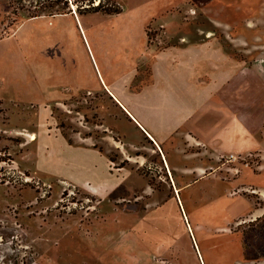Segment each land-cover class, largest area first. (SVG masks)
Segmentation results:
<instances>
[{
  "label": "rangeland",
  "instance_id": "obj_1",
  "mask_svg": "<svg viewBox=\"0 0 264 264\" xmlns=\"http://www.w3.org/2000/svg\"><path fill=\"white\" fill-rule=\"evenodd\" d=\"M10 1L0 0V264H231L233 232L244 258L264 259V218L230 221L247 208L236 196L246 193L229 195L233 184L215 179L184 183L175 175L173 183L154 145L104 91V83L133 90L146 79L152 50L131 23L143 11L136 0H117L127 11L112 14L84 9L99 2L118 8L115 0H62L78 18L53 23L63 32L52 40L61 42L64 61L48 59L43 67L62 71V87L50 90L72 100L47 105L31 103L39 99L38 65L25 63L12 30L25 9L56 10L62 1ZM143 1L153 9L160 3ZM184 1L192 5L188 14L183 4L147 25L149 48L213 34L232 57L264 73V0H203L204 7L170 0ZM161 20L166 27L156 25ZM242 157L254 166V155Z\"/></svg>",
  "mask_w": 264,
  "mask_h": 264
},
{
  "label": "crops",
  "instance_id": "obj_2",
  "mask_svg": "<svg viewBox=\"0 0 264 264\" xmlns=\"http://www.w3.org/2000/svg\"><path fill=\"white\" fill-rule=\"evenodd\" d=\"M194 1V6L204 7L203 0ZM115 2L120 12L122 9L127 11V6L121 8L117 0ZM136 2L133 5L135 10L140 7L143 11L140 17L135 13L131 23L140 25L145 46L152 50L143 69L146 79L138 82L133 90L124 83L122 87L104 83L105 93L154 145L173 183L177 181L175 175L188 179L184 183L203 179L230 182L233 186L227 191L229 195L232 189H237L246 194L236 196L247 201V208L231 216L230 221L237 220L235 224H238L264 218V202L256 204L252 201L253 195L264 198V73L254 65L232 57L213 34L199 32L192 40L185 35L177 44L149 48L147 25L154 24L164 13L182 11L183 4L188 14L192 5L186 1L176 4L160 0L153 9L143 7V0L140 5L138 0ZM60 18H78V14L73 9L68 13L41 14L23 19L12 30L23 41L21 55L25 63L38 65L39 99L31 103L66 104L72 100L58 97L56 90H50L53 85V89L62 87L58 86L62 85L58 82L62 71L43 67L48 59L64 61L61 59V42L52 40L55 35L63 33L60 27L53 25ZM40 21L49 27L36 26ZM156 25L166 27L163 20ZM31 37L36 41L34 47L28 43ZM138 67L134 71L136 77L140 74ZM170 151L179 154L178 159H183L184 164L180 165L175 158L171 161ZM229 154L254 155V166L219 160ZM234 169L239 172L235 173ZM224 172L236 177L228 180ZM229 228L220 229L227 231ZM233 233L235 239L232 242L236 249L231 264H264L261 258H244L240 235ZM207 263L211 261H203V264Z\"/></svg>",
  "mask_w": 264,
  "mask_h": 264
},
{
  "label": "trees",
  "instance_id": "obj_3",
  "mask_svg": "<svg viewBox=\"0 0 264 264\" xmlns=\"http://www.w3.org/2000/svg\"><path fill=\"white\" fill-rule=\"evenodd\" d=\"M62 1V0H61ZM11 1L9 0L8 4L10 6ZM54 5H48L47 8H50L51 10H54L52 8H54ZM58 8H56V10H54L53 12H51V10L43 7H38V10L34 9L33 11H30V9H25L28 11V14L26 15V18L29 17H34V16H38L41 14H55V13H68L71 12V8L68 5L67 1H62V5H57ZM46 9L48 11H46ZM120 11V8H113V7H104L101 2H99L97 5L95 6H88L86 7V9H84V12H103V13H107V14H112V13H118ZM81 12V11H79ZM262 257H264V255H262ZM250 258H256V257H250Z\"/></svg>",
  "mask_w": 264,
  "mask_h": 264
},
{
  "label": "built area",
  "instance_id": "obj_4",
  "mask_svg": "<svg viewBox=\"0 0 264 264\" xmlns=\"http://www.w3.org/2000/svg\"><path fill=\"white\" fill-rule=\"evenodd\" d=\"M248 156H251L250 154ZM225 161V162H238V163H241L243 166H246L248 167L251 163L250 161L248 160V158H245V157H242V156H239V155H233V154H229L227 156H224L222 157ZM235 173H238L239 170L237 169H234Z\"/></svg>",
  "mask_w": 264,
  "mask_h": 264
},
{
  "label": "bare ground",
  "instance_id": "obj_5",
  "mask_svg": "<svg viewBox=\"0 0 264 264\" xmlns=\"http://www.w3.org/2000/svg\"><path fill=\"white\" fill-rule=\"evenodd\" d=\"M34 136H30V139H33Z\"/></svg>",
  "mask_w": 264,
  "mask_h": 264
}]
</instances>
